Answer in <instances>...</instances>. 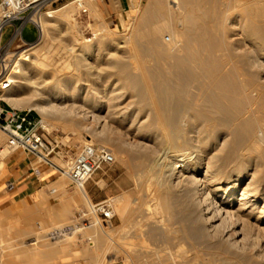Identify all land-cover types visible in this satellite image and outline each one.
Here are the masks:
<instances>
[{
    "label": "bare ground",
    "instance_id": "6f19581e",
    "mask_svg": "<svg viewBox=\"0 0 264 264\" xmlns=\"http://www.w3.org/2000/svg\"><path fill=\"white\" fill-rule=\"evenodd\" d=\"M232 1L235 3L225 2L227 7L221 13V17L227 16L229 9H236L237 4L253 18L264 16V5L261 6L258 2ZM215 2V0H147L144 7L138 11V15L132 19L129 39L124 38L117 42V48L128 45L142 57H148L143 62L130 66L131 70L126 69L128 63L125 64L117 54L111 55L109 63L113 68L122 69V72L126 70L122 78L127 87L129 85L134 89L150 90L154 108V117L148 118V112L143 120H140V110H133L134 116L127 130H135L136 135L142 133L141 137L123 139L118 151L129 149L135 154L129 155L124 162L128 167L131 166L133 158L141 161L144 195L137 212L143 227L150 230L151 224L154 225L150 222L151 196L154 200V210L161 214L162 220L160 218L159 220L162 222L164 220L170 222L173 201L188 218V224H185L189 225V230L184 235H176L175 245L178 248L173 252L169 251L164 259H169L175 264L194 263L202 252L198 255L199 250L193 255L181 252L179 246L184 242L190 248L211 247L212 252L214 248L225 249L229 256L225 257L222 253L224 257L220 256L221 264L229 262L264 264V23L248 27L249 35L253 36L254 50L250 47L251 51L233 60L235 48L230 43L231 35L228 34L231 30L228 33L217 32L219 15L214 13L213 6L209 5ZM87 9L90 15L99 12L92 4L88 5ZM67 13L64 10L61 15L66 17ZM43 19L39 21L40 38L44 37L46 31ZM241 27L239 29L244 32L242 30L244 26ZM164 31L174 36L172 50L163 42ZM37 45L33 43L31 46L28 45L27 49L14 54V59L23 62L20 66L16 64L17 67L15 66L16 69L12 71L11 77L13 86L0 95V98L9 100L14 106H19L18 103L25 99L28 108L36 109L41 114V121L46 129H49L46 126L50 125L44 123L46 119L60 120L69 130L80 128L90 130L91 125L86 122L100 125L105 116L99 112L109 106L105 97L106 91H99L96 86L80 82L82 79L80 77L79 81L80 74L74 77L48 72L45 62L38 56L30 58L31 55H35ZM159 55L165 56L162 68H159V65L155 67L156 64L146 65L151 62L149 57ZM85 58L84 54L75 55L74 63L77 69L86 64ZM132 62L129 61V65ZM84 69L87 70L86 76H93L94 79L100 77L97 74L93 75L89 65H84ZM191 81L201 84L198 97L202 100V106L196 107L193 101L188 108H182L181 117L171 118L172 108H163L162 105L169 103L166 101L169 95L184 91L183 86ZM68 82H73L71 87ZM13 91L17 93L16 97L11 96ZM132 105L131 102L123 105L119 112L123 115L122 120ZM158 130L162 133L158 134ZM1 137L0 135V141ZM87 141L91 143L90 139ZM158 146H164L165 149L159 150ZM211 148L222 151V155L218 153L208 155ZM232 155L236 157L235 160L230 159ZM204 156L205 160L202 161ZM230 162L234 163L227 174L224 166ZM79 189L81 196L88 199L84 185ZM125 196L121 195L122 198L119 196L121 199L119 197L116 199L120 201L118 209L124 213V221L130 222V208ZM134 211L136 212V209ZM127 224L124 223L122 227ZM165 225L159 224L158 230L165 231L167 224ZM59 228L61 227L53 230ZM94 232L100 247L105 248L107 231ZM130 249L129 253L132 251V248ZM212 252L211 256L221 253L218 250L216 254ZM96 260L99 262V258ZM3 261L0 258V264Z\"/></svg>",
    "mask_w": 264,
    "mask_h": 264
},
{
    "label": "rangeland",
    "instance_id": "374dc122",
    "mask_svg": "<svg viewBox=\"0 0 264 264\" xmlns=\"http://www.w3.org/2000/svg\"><path fill=\"white\" fill-rule=\"evenodd\" d=\"M146 1L147 0H142L141 2H137L131 9L121 10L119 13L108 15L105 9L97 5L94 1L86 0V10L79 12L74 7L72 0H61L56 5L57 11L54 14L56 18L53 17L43 19V22L46 26L45 35L43 38H40L39 36L38 40L36 41V43L38 44L37 51L35 55H31L30 58L32 59L34 58V56H38L40 60L45 62L46 70L48 72H55L58 75L74 77L77 74H80L79 81L82 78L80 82H86L91 86H96L99 91H106L105 97L109 104L107 108H104L101 112H99L100 115L105 116V118L100 121V125L96 124L95 122H86L91 125L90 130L84 128L69 130L60 120L57 121L53 119H46L44 121L45 124H50L48 125L49 127L46 126L49 129L45 128L47 131L46 138L53 146H55V151H58L60 155L59 158H54V161L59 167L66 168L78 149L82 145L89 143L87 140L90 139L92 144L104 145L108 147L114 156V163L110 166H106L95 171L85 182L84 188L86 189V192L88 194V199H85L81 196L80 189L78 187L72 186L65 175H62L59 172L54 174V178L60 180L61 183L60 185L53 184L48 186V192H51L52 189H54L55 192L53 194L44 195L43 198H53L55 203L60 202L63 199L69 200L70 206L67 211V217L62 221L61 224L52 218L51 208H46L43 203H40L37 209H34V214L31 217L27 216V208L25 205L18 204L14 208L8 210L0 209V258L2 259V261L4 260L2 264H57L61 259L59 254L53 253L52 255H41L40 252L42 250L45 251V249H47V246H49L50 244H59L62 242H65L67 244H71L72 242L79 243L80 247L84 249V255L86 257L88 256V258H90L89 255L95 248V251H97V249L99 248L102 250L99 253V262L89 263L85 261V264H175L169 259L166 260L164 258L165 255H168L170 252H173L174 249L178 248V246L175 245L177 243V240L175 239L176 235H184L187 230H189V225L186 226L188 224V218L179 208L177 203H175L172 199L173 202L171 201L172 213L170 212V222H168L167 220H164L162 222L161 214L154 210V200L151 196L149 197V203L152 207V215L150 216V218H152L153 220L151 219L150 222L154 223V225L151 224V231L149 230V228L143 227L140 216L138 215L139 213L137 212L139 203L143 199L144 195V186L142 184L143 171H140L141 161L138 158H133L131 161V166L128 167L124 165V162L129 157V155L135 154L129 149H125V151L122 152L118 151V146L121 144L123 139L126 140L128 138L129 140L132 139V137H141L142 133H138L140 135H136L135 130H127L130 120L133 118L134 111H136V109L140 110L141 112L140 120L145 119L146 113L148 112V118L154 117V108L152 104L153 99L151 98L152 92L144 88L134 89L129 85L127 87V84L123 83L122 78V76L126 74V70L122 72V69L120 70L118 68H113L109 63L112 58L111 55L117 54L120 59L124 60L125 64L128 63L126 69L131 70L132 68H130V66L133 67L137 62L141 63L146 60L145 58L148 59V57H142L139 52L131 50L128 45H124L125 47L123 46L120 48L116 47V44L119 40H124V38L126 40L129 39V31L133 22L132 19H134L135 16L138 15V11H140L144 7ZM215 1L216 2L213 3L214 5L212 3H210L209 5H212L214 10L213 12L218 13L219 15V18L217 20L219 29H217V32L221 34L224 32L228 33L230 30L232 31H230L228 34L231 35L229 36L230 43L232 44L233 48H235V51L233 49V60L237 59L235 57L251 51L252 48L254 50L253 36L249 35L248 29L253 25L263 24L264 16L260 15L257 16V18H253L244 9H241L237 4L236 9H229L227 16L221 17V13L226 10L227 3H235V1ZM242 1L245 2L248 0H241V2ZM249 1L258 2V4L261 6L264 5V0ZM91 4L94 5L100 13L96 12L94 15H90L88 13L89 10L87 9V6ZM61 7H63V9H60ZM64 10L68 12L66 17H63L61 15L62 11ZM242 22L244 23L242 24ZM240 25L242 27L244 26V28H242ZM240 27L244 32H241V30L239 29ZM244 29L247 30V34L245 33ZM10 32L11 27L9 26L4 31L2 42H5L7 40ZM103 32L105 33L103 34ZM107 32L109 34H107ZM162 35L164 44L170 46L172 50L173 47L171 46V44L175 41L173 40L174 36L168 31H164ZM236 35L238 36V39L236 38ZM247 35H249V38H247ZM35 36L36 35L34 28L31 24H28L23 30V38L26 41H31L33 38H35ZM233 36H235L234 39ZM176 41L179 42L177 38ZM261 42L263 43V41ZM29 46L15 49L14 54H18L22 50L27 49ZM236 47H238V49ZM82 48H84V50H82ZM90 50L91 52H89ZM77 54H84V57H86V64L84 65H89L91 67V72L93 73V75L97 74L100 76L99 78L94 79L93 76H86L87 70L84 69V65H81L79 69L76 68L74 59L75 55ZM164 59L165 56L163 55H159L158 57H149V61L151 62H148L146 65L152 66L153 64H156L154 65L155 67H158L159 65V68H162V66H164L165 64ZM13 60H15L18 66H20L23 62L22 60H18L17 58ZM129 61L134 62H132L133 64L130 63L129 65ZM203 66H205V62ZM16 67L14 68L16 69ZM22 67H24V65H22ZM47 78L49 79V77ZM68 83L70 87L73 84V82ZM171 85L173 84L171 83ZM183 87V93L178 92L169 95L166 99L167 103H169L167 105H162L163 108H172L173 114L170 115L171 118H176L179 116L181 117L180 111L182 110V108H188L194 102V105L196 107L202 106V100L198 97L201 84L199 82L191 81L189 83H186ZM16 95L17 93L14 91L11 93V96L16 97ZM3 99L17 109L24 111L30 110V113L33 116L40 117V119L42 118L41 114L36 109H30L27 107L25 99H22L18 103L19 106H14L9 100L5 98ZM128 102L133 103V105L129 109H127L128 113L124 115V120H122L123 115L119 112L125 105L128 104ZM140 102L141 104H139ZM0 105L3 106L4 103L1 102ZM157 133L161 134L162 132L158 130ZM0 135L2 136L0 141V169H2L3 167L5 168L9 159L13 157V154L9 152L5 147V137L1 133ZM157 148L159 150L165 149L164 146H158ZM213 153L222 155V151H218L217 148H211L208 155ZM206 156H204L202 161L205 160ZM230 159L235 160L236 157L232 155ZM221 160L220 163L222 162ZM233 163L234 162H230L229 165L226 164L224 166L227 174L230 173L233 167ZM42 176H46V174L43 173ZM121 195L122 197L126 195L125 197L127 198L128 206L131 210V212L129 210V214L131 217L130 222L128 220L124 221V213L118 209L120 201L117 200V197H121ZM71 196H74V199H71ZM120 197L119 199L122 198ZM99 201H106L111 206L114 217L110 224L105 225L101 222H98L96 220L95 214L90 212L92 203ZM49 203L52 204L53 202L50 201ZM79 208L87 209L88 216H90L93 221L92 225L89 228L76 231L70 235H65L68 237L64 236L65 238H60L66 239V241H60V239H50V237H48V232L55 229V227L58 228V225L71 224L73 214ZM134 209H136V212L134 211ZM159 218L161 220H159ZM124 223H128L130 226L127 224L125 227H122ZM134 223L135 225H133ZM155 224L157 227L155 226ZM159 224L164 226H166L165 224H167V231L158 230ZM132 225L135 227H133ZM153 226L155 228H153ZM115 228L118 229L116 231H113L115 230ZM25 231L30 232V234H25ZM94 231L99 233L107 231L106 233L108 235H105V248L102 249L100 247V242L94 235ZM36 236V242L30 243L33 241V238H36ZM87 237L90 238L92 244H89L87 242ZM108 237H110L111 239ZM183 243L180 244L179 249L185 254L193 255L199 250V252L197 253L198 255L202 252L200 255H198L197 260L192 264H221V262L219 263V260L222 259L220 256H222L223 254L225 255V257L229 256L227 251H225V249L223 250V248L217 249L219 253L221 252L219 255H217L216 253L218 252L216 248H214L212 252V250H210L211 247L205 246V249L201 246L190 248L188 247L187 243ZM128 248H132L131 253H129L131 249L129 250ZM215 250L216 252H214ZM210 252L216 254L217 256H213L212 254V257ZM127 254H130V256ZM224 255L222 257H224ZM85 256L81 257L85 258ZM209 258L211 259L209 260ZM213 260H215V262H212ZM229 263L231 264V262Z\"/></svg>",
    "mask_w": 264,
    "mask_h": 264
},
{
    "label": "built area",
    "instance_id": "2783aa9c",
    "mask_svg": "<svg viewBox=\"0 0 264 264\" xmlns=\"http://www.w3.org/2000/svg\"><path fill=\"white\" fill-rule=\"evenodd\" d=\"M61 0H0V95L7 92L12 86V71L16 66L14 59L15 49L36 43L40 34L39 21L43 18H53L57 11L56 5ZM86 0H72L77 11L86 10ZM96 2V0H92ZM109 1V0H105ZM31 24L35 30V39L26 41L23 30ZM11 32L5 42L2 36L7 27ZM0 133L5 137V147L11 151H23L28 154L36 164L45 165L62 175L74 187H82L91 175L106 166L114 163L111 150L98 144H84L70 160L66 168L59 167L54 158H59V152L46 138L47 131L40 117L33 116L30 110H20L11 106L6 100L0 98ZM38 174V167L33 168ZM51 192H55L54 189ZM86 208L77 209L72 218V223L59 229L50 231L48 237L56 239L76 231L89 228L93 221L88 216ZM90 212L95 214L96 220L102 224H110L114 213L106 201L92 203ZM96 221V222H97ZM89 244L92 241L86 238Z\"/></svg>",
    "mask_w": 264,
    "mask_h": 264
},
{
    "label": "crops",
    "instance_id": "0c3cea01",
    "mask_svg": "<svg viewBox=\"0 0 264 264\" xmlns=\"http://www.w3.org/2000/svg\"><path fill=\"white\" fill-rule=\"evenodd\" d=\"M141 1L142 0H96L95 3L105 9L108 15H111L119 13L121 10L131 9L137 2ZM34 39L35 38L31 41ZM4 105L6 104L4 103ZM11 153L13 157L9 159L5 168L3 167L0 172V209L8 210L14 208L18 204L25 205L27 208V216L31 217L34 214V209H37L38 205L43 203L46 208H51L52 218L61 224L67 217V211L70 206L69 200L63 199L55 203L53 198H43L44 195L54 193L48 192V186L53 184L60 185L61 181L54 178V174L57 173V171L45 165L34 163L28 154L23 151L17 150L11 151ZM34 167H38L37 175L33 172ZM43 173H45L46 176H42ZM70 198L74 199V196ZM50 201L53 203L50 204ZM63 226L65 225H58V227ZM25 234H30V232L25 231ZM35 239H37V236ZM35 239L33 238V242L31 243H35ZM60 241H66V239H60ZM95 250L96 248L89 255L90 258H88V256L86 257L84 255V249L80 247L79 243L72 242L71 244H67L62 242L59 244H50L45 251L42 250L40 253L41 255L59 254L61 259L57 264H85V261L90 263L98 262V260L95 261V259L98 258L100 260V254L98 253L102 250L100 248L97 249V251ZM81 256H85V258ZM95 256L97 258H95Z\"/></svg>",
    "mask_w": 264,
    "mask_h": 264
}]
</instances>
